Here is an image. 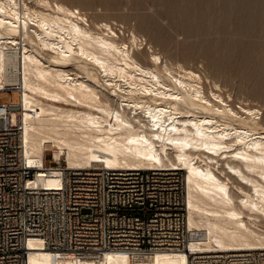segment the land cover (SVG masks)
Here are the masks:
<instances>
[{
	"label": "bare ground",
	"instance_id": "1",
	"mask_svg": "<svg viewBox=\"0 0 264 264\" xmlns=\"http://www.w3.org/2000/svg\"><path fill=\"white\" fill-rule=\"evenodd\" d=\"M133 1L159 18L90 20L71 2L0 0V89H22L30 160L42 162L52 143L55 160L65 156L72 169L105 163L185 171L190 248L38 246L27 264H188L196 248H264V116L232 94L233 76L218 75L264 77V56L252 58L264 53V0ZM142 26L164 34L145 37ZM53 172L43 185L56 183Z\"/></svg>",
	"mask_w": 264,
	"mask_h": 264
},
{
	"label": "built area",
	"instance_id": "2",
	"mask_svg": "<svg viewBox=\"0 0 264 264\" xmlns=\"http://www.w3.org/2000/svg\"><path fill=\"white\" fill-rule=\"evenodd\" d=\"M20 101L0 100V264H27L46 249L147 253L189 250L193 237L183 170L166 167L72 169L53 159L30 160ZM15 114V121L12 116ZM58 170L54 185L41 178ZM188 264H264V248L190 250Z\"/></svg>",
	"mask_w": 264,
	"mask_h": 264
},
{
	"label": "rangeland",
	"instance_id": "3",
	"mask_svg": "<svg viewBox=\"0 0 264 264\" xmlns=\"http://www.w3.org/2000/svg\"><path fill=\"white\" fill-rule=\"evenodd\" d=\"M62 1H65V2H67V3H70L71 2V4H73V5H75V6H78L80 9H83L82 11L84 12H87V14H88V16L90 17V20H92V18H93V16H94V18H100L101 16H102V18H113V17H116V18H122V20H125L126 18H129V16H131V17H137V15H138V17L140 16V17H142V16H149V17H153L154 19H158L159 18V16L157 15V13H155L154 11H153V9L154 8H149V7H141V6H138V5H136L137 3H136V1H133V0H117L118 1V3L116 2V5H114V4H112V3H108L107 2V0H62ZM118 4V5H117ZM146 9V10H145ZM152 10V11H151ZM141 12V13H140ZM146 13V15L145 14H143V13ZM152 12H154V13H152ZM151 13V14H150ZM140 14V15H139ZM143 14V15H142ZM148 14V15H147ZM154 16H153V15ZM128 15V16H127ZM133 15V16H132ZM136 15V16H135ZM157 15V16H156ZM158 17V18H157ZM136 19V18H135ZM135 19H132L131 20V24H135L134 22H136L137 23V19L135 20ZM133 22V23H132ZM139 23V22H138ZM137 23V24H138ZM117 28H119V26H117ZM145 28H147V29H145ZM141 31H142V34L144 33H146V35H145V37L147 36V37H152V38H154V39H157L156 37H158V40H159V36H160V34L161 33H163V32H161L160 33V31H158L157 29H155V28H153V27H146V26H142L141 28ZM143 29V30H142ZM149 29V30H148ZM155 30H157L158 31V33L155 31ZM171 29H167V31H169V33H171V31H170ZM152 31V32H151ZM149 32H150V34L152 33V35L151 36H149L150 34H149ZM128 34V33H127ZM149 34V35H148ZM157 34V35H156ZM164 34V33H163ZM163 34H161V35H163ZM154 35H155V37H154ZM177 36V37H176ZM179 35H175V31H174V38L176 39V40H178V41H180V42H188L189 40L188 39H184L183 38V36L181 37H179ZM246 37L247 36H244L243 38L246 40ZM247 39H249L248 37H247ZM258 39V38H257ZM187 40V41H186ZM191 40H192V38H191ZM190 40V41H191ZM144 42H143V44L142 45H140L141 47H144V50L146 51V52H150L151 51V49H149V45L147 44L146 45V41L145 40H143ZM166 39H165V43H166ZM161 42V41H160ZM165 43H163V42H161V44L162 45H164L165 46ZM149 49V50H148ZM258 54V55H257ZM261 55H263L264 56V53H259V52H256L255 54L253 53V60H256L259 56H261ZM254 57L256 58V59H254ZM238 59H236V64L238 65V64H240V60L242 59L240 56H238L237 57ZM241 58V59H240ZM262 64H264V63H262ZM239 66V65H238ZM264 66V65H263ZM240 69V68H239ZM261 70V73L264 75V67H262V68H260ZM222 72V73H221ZM221 72H219V73H221V74H218L219 76H221V78L218 76V78H220V79H223V80H230V78L233 76L234 77V80L232 79L231 81H234L235 82V84H234V82H233V84H234V87L235 88H233L232 89V94L235 96V93H236V95H238V93H239V95H240V97L242 96L243 98H245L246 99V101H244L245 99H243V98H241V99H234L233 100V103H234V106H235V104H236V106H239L236 102L238 101H240L241 103H243V101L248 105V106H250V107H255V108H259L261 111V113L260 114H263V116H264V82H263V80H264V77L262 78V80H260V82H259V80H257V81H255L256 83H254V82H251L252 80H250L249 78V80L247 79V80H245L246 78H244L243 77V79H242V77L241 76H235L234 75V73L236 74V71L234 72V73H232V72H230V73H228V70H222ZM227 73V74H226ZM233 74V75H232ZM231 77H230V76ZM244 76H245V74H243ZM239 77L241 78V79H239ZM229 78V79H228ZM235 78H236V80H235ZM222 80V81H223ZM243 80V81H242ZM204 81H205V83H206V80L204 79ZM230 81V82H231ZM254 81V80H253ZM244 82V83H243ZM249 82V83H248ZM244 85H243V84ZM207 84V83H206ZM254 84L256 85V86H254ZM259 84V85H258ZM238 85V86H237ZM252 85V86H251ZM262 85V86H261ZM238 88H237V87ZM7 87V86H6ZM8 87H12L13 88V86H8ZM261 87H263V88H261ZM229 88V87H228ZM248 88V89H247ZM261 89L260 91L259 90H255V89ZM230 89V88H229ZM241 89L242 90V92H241V90L239 91V90ZM235 90V91H234ZM237 90H238V92H237ZM255 90V91H254ZM224 91V95H225V93H227L228 91L227 90H223ZM253 91V92H252ZM244 92V93H243ZM259 92V93H258ZM251 93V94H250ZM228 94V93H227ZM251 96H250V95ZM261 94V95H260ZM239 95H238V98H240L239 97ZM256 95H257V97H256ZM263 95V96H262ZM226 97L228 96V95H225ZM254 96V97H253ZM250 99V100H249ZM0 100H3V101H5L6 103H18L19 101H20V97H19V93L17 92V91H1L0 92ZM117 100H118V98H116L115 99V101L117 102ZM243 100V101H242ZM236 101V102H235ZM252 101V102H251ZM244 103V104H245ZM249 103V104H248ZM257 106V107H256ZM15 114H13V116H12V120H13V122L15 121ZM264 118V117H263ZM263 121H264V119H263ZM58 152H57V150H56V148H55V146H53V144L52 143H49V144H47L46 145V150H45V158H46V162L48 163V164H51V163H49L50 161H52L53 159H56L57 157H58ZM62 162L64 163V165H66V158H65V156H62ZM65 160V161H64ZM218 173H220L219 171H217ZM224 174V173H223ZM185 175H186V173H185V171H183V179H184V182L186 183V181H185ZM236 182V181H235ZM237 183V182H236ZM261 224H262V226L264 227V219L262 218V221H261Z\"/></svg>",
	"mask_w": 264,
	"mask_h": 264
}]
</instances>
